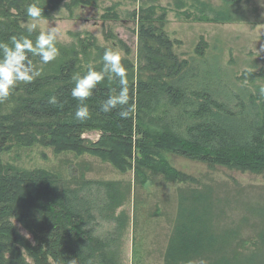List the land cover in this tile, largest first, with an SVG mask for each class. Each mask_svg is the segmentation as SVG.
Masks as SVG:
<instances>
[{
    "label": "rangeland",
    "instance_id": "374dc122",
    "mask_svg": "<svg viewBox=\"0 0 264 264\" xmlns=\"http://www.w3.org/2000/svg\"><path fill=\"white\" fill-rule=\"evenodd\" d=\"M72 1L61 0L57 7H48L46 17L30 15L19 21L34 46L33 64L27 76H9L3 82L0 115L18 107V97L24 95L28 83L59 73L72 59L83 69L100 63L104 50L114 53L117 61H129L135 78L141 73L147 79L153 71L145 69V59L138 58L145 16L172 41L179 61L187 63L179 75L164 78L182 89L185 97L175 105L174 98L162 94L158 107L144 116L148 127L158 131L174 128L188 136V127L200 121L193 114L199 105L191 98L203 91L231 109L237 107V95L246 101L251 95L258 102L260 95L264 99V0ZM3 23L6 20L0 16V27ZM85 136L99 138L97 132ZM163 152L169 163L163 170L177 174L173 179L147 169L139 176L135 167L122 171L98 155L56 152L39 144L13 145L0 152V161L14 171L54 173L92 198L90 227L95 238L108 242L109 252H102L107 258L104 264H166L178 223L196 214L209 223L210 231L230 242H234L235 232L255 239L264 231L263 174ZM96 182H116L124 190V202L113 216L110 211L101 212L109 195L105 186L94 185ZM13 223L35 243L18 221L13 219ZM252 244L253 240L247 246ZM98 260L101 262L100 257ZM23 262L37 264L25 249Z\"/></svg>",
    "mask_w": 264,
    "mask_h": 264
},
{
    "label": "trees",
    "instance_id": "16d2710c",
    "mask_svg": "<svg viewBox=\"0 0 264 264\" xmlns=\"http://www.w3.org/2000/svg\"><path fill=\"white\" fill-rule=\"evenodd\" d=\"M47 1L0 0V16L6 20L0 27V97L6 78L31 72L34 46L19 21L30 15L46 17L48 7H57L61 0ZM144 18L138 58L145 59V69L153 71L147 79L141 73L135 78L129 61H117L114 53L105 50L100 63L84 69L77 59L69 60L59 73L28 83L24 95L18 97V107L0 115V152L13 145L39 144L56 152L98 155L122 171L135 167L139 176L147 169L173 179L177 174L163 170L169 165L163 151H171L264 175L261 95L260 102L253 95L249 102L237 95V107L231 109L209 91L194 93L191 101L199 106L193 114L200 121L188 127V136L174 128L158 131L146 125L144 116L158 107L162 94L174 98L175 105L185 97L182 89L164 78L179 75L187 63L179 61L172 41L153 25L150 16ZM91 132H97L99 138L85 136ZM94 185L105 186L109 197L101 212L112 215L124 202V190L116 182ZM92 204L81 188L54 173L14 171L0 161V264H24V249L37 264H104L107 258L102 252H109L108 242L93 235ZM191 217L178 223L166 264H264V231L255 239L235 232L234 242H230L210 231L201 215ZM13 219L32 234L35 243L16 230ZM251 239L253 244L247 246Z\"/></svg>",
    "mask_w": 264,
    "mask_h": 264
}]
</instances>
